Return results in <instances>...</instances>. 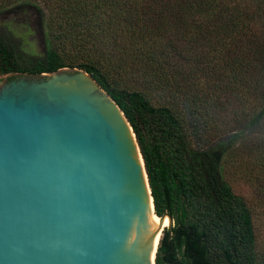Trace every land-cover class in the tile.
Listing matches in <instances>:
<instances>
[{
    "label": "trees",
    "instance_id": "16d2710c",
    "mask_svg": "<svg viewBox=\"0 0 264 264\" xmlns=\"http://www.w3.org/2000/svg\"><path fill=\"white\" fill-rule=\"evenodd\" d=\"M30 6L43 55L24 63L0 35V74L79 68L116 101L173 219L155 264H264V0H0V15Z\"/></svg>",
    "mask_w": 264,
    "mask_h": 264
},
{
    "label": "water",
    "instance_id": "95a60500",
    "mask_svg": "<svg viewBox=\"0 0 264 264\" xmlns=\"http://www.w3.org/2000/svg\"><path fill=\"white\" fill-rule=\"evenodd\" d=\"M5 75L0 264H155L173 219L120 106L79 68Z\"/></svg>",
    "mask_w": 264,
    "mask_h": 264
},
{
    "label": "rangeland",
    "instance_id": "374dc122",
    "mask_svg": "<svg viewBox=\"0 0 264 264\" xmlns=\"http://www.w3.org/2000/svg\"><path fill=\"white\" fill-rule=\"evenodd\" d=\"M37 16L33 6L0 15V35L14 43L24 63L43 55L42 27ZM237 192L247 196L252 194L251 187L244 184L237 188Z\"/></svg>",
    "mask_w": 264,
    "mask_h": 264
},
{
    "label": "bare ground",
    "instance_id": "6f19581e",
    "mask_svg": "<svg viewBox=\"0 0 264 264\" xmlns=\"http://www.w3.org/2000/svg\"><path fill=\"white\" fill-rule=\"evenodd\" d=\"M140 154V153H139ZM140 157H141V155H140ZM141 161H142V164H143V159H142V157H141ZM143 168H144V165H143ZM146 175V174H145ZM156 216V218H158L157 217V215H155ZM164 226H166V225H164ZM163 226V227H164ZM156 249H157V246H156V248H155V251H154V260H155V252H156Z\"/></svg>",
    "mask_w": 264,
    "mask_h": 264
}]
</instances>
